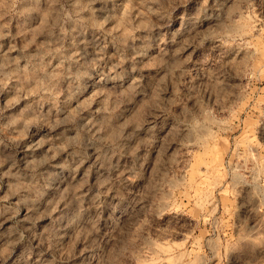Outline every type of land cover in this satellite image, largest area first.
Returning <instances> with one entry per match:
<instances>
[{
	"label": "rangeland",
	"instance_id": "374dc122",
	"mask_svg": "<svg viewBox=\"0 0 264 264\" xmlns=\"http://www.w3.org/2000/svg\"><path fill=\"white\" fill-rule=\"evenodd\" d=\"M0 264H264V0H0Z\"/></svg>",
	"mask_w": 264,
	"mask_h": 264
}]
</instances>
